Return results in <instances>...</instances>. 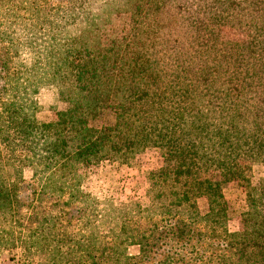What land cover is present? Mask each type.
<instances>
[{"label":"trees","instance_id":"1","mask_svg":"<svg viewBox=\"0 0 264 264\" xmlns=\"http://www.w3.org/2000/svg\"><path fill=\"white\" fill-rule=\"evenodd\" d=\"M116 13L140 37L103 45ZM42 86L66 105L52 121L36 118ZM107 115L112 124L93 125ZM147 148L162 165L144 202L111 213L81 190L84 167L130 165ZM256 165L264 0H0V252L45 264H264ZM214 171L242 182L236 230Z\"/></svg>","mask_w":264,"mask_h":264},{"label":"rangeland","instance_id":"2","mask_svg":"<svg viewBox=\"0 0 264 264\" xmlns=\"http://www.w3.org/2000/svg\"><path fill=\"white\" fill-rule=\"evenodd\" d=\"M130 21L128 13L108 15L106 24L101 30L102 44L109 45L114 38L122 36L140 37V34L132 29ZM238 32L234 30L232 36H241V32ZM20 60L23 64L29 65L32 58L29 53L21 51ZM37 100L40 103V107L36 111V118L42 122L54 120L56 118V110L63 109L66 106L58 101L56 93L47 86L39 88ZM113 121L114 117L107 115L103 120H94L92 123L94 126L99 127L110 125ZM161 165L162 158L156 148L145 149L137 155L130 165H119L108 161H101L98 164L89 165L82 169L80 188L83 192L100 201L103 211L106 209L108 212L113 213V209L116 208V212L121 213L131 199H139L141 202L145 201L146 189L148 188L147 176L150 171L158 169ZM24 177L26 180H29L31 173L25 170ZM211 177L221 182L222 191L231 214L228 227L230 230H236L243 193L242 182L235 179V177L221 174L218 171L212 172ZM262 177H264V165L254 166L251 177L252 183H258ZM198 205L203 211L206 207L205 200L199 199ZM75 223L76 220L74 219L73 224ZM73 231L77 232L76 229ZM128 252L131 255L137 254L138 246H129ZM0 264H45V261L41 255L23 258L19 249L11 251L3 245L0 252Z\"/></svg>","mask_w":264,"mask_h":264}]
</instances>
